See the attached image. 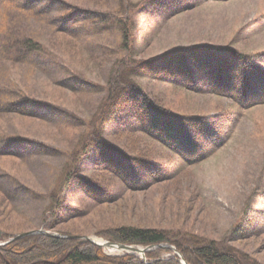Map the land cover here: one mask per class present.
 Listing matches in <instances>:
<instances>
[{
  "label": "rangeland",
  "instance_id": "1",
  "mask_svg": "<svg viewBox=\"0 0 264 264\" xmlns=\"http://www.w3.org/2000/svg\"><path fill=\"white\" fill-rule=\"evenodd\" d=\"M4 7L0 229L9 235L4 239L44 228L101 240L98 234L111 228L137 227L168 231L188 245L194 235L242 264H264V101L245 109L210 94L208 85L162 81L155 70L145 76L132 72L177 50L264 54V0H0ZM28 40L35 53L18 61L31 50ZM226 58L239 65L236 57ZM259 60L253 62L264 68ZM124 85L140 90L169 117L214 118L213 124L221 123L216 143L203 146L206 154L195 156L201 159L194 166L180 165L161 183L129 190L95 167L102 165L103 152L85 141L94 135L110 95ZM12 103L30 115L7 112ZM125 119L121 125L105 123L101 141L116 154L153 163L144 173L136 168V175H159L172 153L140 134L120 132ZM85 147L91 152L84 153ZM75 178L107 186L111 203L95 202ZM106 251L108 257H123ZM160 253V260L177 257L171 250Z\"/></svg>",
  "mask_w": 264,
  "mask_h": 264
},
{
  "label": "trees",
  "instance_id": "2",
  "mask_svg": "<svg viewBox=\"0 0 264 264\" xmlns=\"http://www.w3.org/2000/svg\"><path fill=\"white\" fill-rule=\"evenodd\" d=\"M186 2L175 5L176 9L181 8ZM5 10L6 7L3 10L0 9V14L4 15ZM25 45L31 50L21 55L18 61L30 60L35 53L31 41H25ZM16 48L17 45L14 49ZM211 53L213 52L199 51V49L177 50L159 63L144 62L132 67V72L145 76L152 75L151 72L155 70L159 72H154L155 76L162 81L171 82L174 79L177 84L187 81L191 86L195 87L198 84L203 88L208 85L210 94L228 99L245 109L261 105L264 101L262 99L264 97V73L256 65L249 63L247 56L235 50L218 49L215 53ZM227 55L236 57L239 60V65L236 63L237 60L229 58L228 60ZM140 92L131 85H124L112 93L109 101L102 108L103 111L95 126L94 135L88 136L85 140L92 142V151L103 152V163L100 162L102 165L96 164L95 167L104 168L107 173L111 174V177L115 175L132 191L147 189L153 184L171 178L180 165L194 166L201 159L200 157L195 158V156L201 153L202 155L206 154L203 152V146L214 145L217 141V133L221 129L220 122L213 124L214 118L169 117L165 111L160 110L153 102L150 103L149 99ZM8 106L10 109L6 110L7 112L24 116L30 115L28 110L23 109L17 103ZM127 113L129 115L124 116ZM120 116L124 117L119 119ZM125 117V127L121 128L120 126V132L140 134L150 143L172 153L170 165L159 166L157 169L159 175L155 171H153L154 174L151 171L145 178L144 175H136L139 174V170L136 168H142V173H144L147 168L152 169L153 163L150 164L148 163L151 162L150 160L140 157H127L120 152L116 154L101 141L99 133L104 129V124L113 123V121L119 122ZM119 125H121L120 122ZM194 139L197 140V143L194 142ZM133 144L135 145L134 151H139L136 143ZM87 152L91 151L85 147L84 153L87 154ZM75 179L86 189L84 194L95 202L99 204L111 203L110 198L113 194L107 186H100L91 181V186H89L86 181ZM0 231L2 232L1 229ZM108 232L109 234L100 232L98 236L104 240L125 245L143 247L161 244L172 245L181 253L187 264H242L232 253L219 249L213 242H205L194 235H189L191 245H188L187 242L182 243L177 238H172V234L168 231L117 227L111 228ZM63 235L79 234L65 232ZM4 236L9 237L2 232V241L9 240V238L4 239ZM43 242L48 245L42 246ZM161 251L163 250L147 253V262L135 256L111 258L104 254L102 248L87 241L36 235L0 246V264H179L174 258L160 260Z\"/></svg>",
  "mask_w": 264,
  "mask_h": 264
},
{
  "label": "water",
  "instance_id": "3",
  "mask_svg": "<svg viewBox=\"0 0 264 264\" xmlns=\"http://www.w3.org/2000/svg\"><path fill=\"white\" fill-rule=\"evenodd\" d=\"M35 235H44V236H47L49 238H61V239H68V240H85V241H87L93 245H96L98 247H101V248L117 246L121 250H124L126 253H128V255H131V254L135 255V253H141V255H143V257H145L146 252L153 250V248H147L145 250H140L139 248H136L134 246L116 244V243H112V242H108V241L100 243V242L95 241L94 238L90 237V236H64V235L50 233L48 231H35V232L23 233V234L15 236L9 242H7L3 245L9 244V243L14 242V241H20L26 237L35 236ZM156 248H160V249L166 248V249L172 250L173 252L177 253V250L175 248L170 247V246L169 247L168 246H158ZM178 256L180 258V260H179L180 264H187L180 254Z\"/></svg>",
  "mask_w": 264,
  "mask_h": 264
},
{
  "label": "bare ground",
  "instance_id": "4",
  "mask_svg": "<svg viewBox=\"0 0 264 264\" xmlns=\"http://www.w3.org/2000/svg\"><path fill=\"white\" fill-rule=\"evenodd\" d=\"M244 55L248 57L249 54L245 53ZM248 62L254 64L253 59L251 57H248ZM106 250H107L106 252L110 255H120L125 253L124 250H121L117 246L107 247Z\"/></svg>",
  "mask_w": 264,
  "mask_h": 264
}]
</instances>
